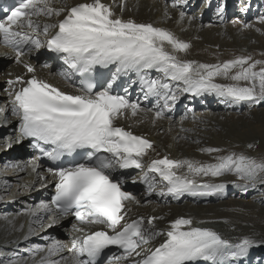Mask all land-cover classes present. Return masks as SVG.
<instances>
[{
  "label": "snow or ice",
  "instance_id": "snow-or-ice-1",
  "mask_svg": "<svg viewBox=\"0 0 264 264\" xmlns=\"http://www.w3.org/2000/svg\"><path fill=\"white\" fill-rule=\"evenodd\" d=\"M62 14L64 18L58 23H41V17L50 19ZM180 17L183 19V12ZM261 22L264 23V17ZM53 29L55 32L49 35ZM41 36L45 39L41 40ZM0 44L15 53L18 63L23 62L21 57L26 47L32 51L46 46L61 54L64 63L82 77L78 94H68L38 78L35 69L25 63L32 77L9 81L10 85H21L12 102V115L20 118L21 136L33 138L35 147L53 163L77 155H82L84 160H72L68 167L48 169L56 178L52 203L60 214L74 215L81 225H106L111 231V234L104 230L93 231L74 239L69 251L74 252L75 264H97L98 257L111 245L123 250L124 259L133 253L140 256L137 249L158 236L166 239L134 264H226L229 258L238 259L246 254L254 241L244 238L233 244L215 231L192 226L191 219L175 220L166 232L152 230L156 217L148 218L147 227L143 217L121 226L127 214L124 202L135 198L123 191L122 182L114 180L111 174L117 168H143V157L153 145L115 125V120L128 111L135 116L140 107L124 95L113 94L111 89L121 74L134 72L140 78L146 98L154 96L164 101L155 112V119L162 118L164 109L170 110L169 102L177 99L166 81L182 83L183 91L193 95L215 93L226 101H247L251 107L264 102V61L242 56L213 65L182 59L178 53L187 52L189 43L151 23L124 20L102 0L72 7L67 6L66 0H18V6L5 18H0ZM109 66H115L111 82L107 88L95 91L96 85L90 77L97 67ZM153 69L164 79L149 78L148 72ZM61 75L70 78L64 73ZM217 77L231 83H215ZM4 112L5 108L0 107V113ZM33 164L34 170L40 167L35 161ZM184 168L187 174H178ZM148 171L158 173L168 182V192L179 196L194 191L198 186L195 177L201 175L220 177L233 173L249 183L258 178L264 180V161L236 153L219 156L212 164L165 156L152 160ZM145 182L152 187L147 174ZM200 187L218 190L224 185ZM39 207L51 211L47 204ZM62 251L59 243L53 244L38 264H60L50 257Z\"/></svg>",
  "mask_w": 264,
  "mask_h": 264
},
{
  "label": "bare ground",
  "instance_id": "bare-ground-1",
  "mask_svg": "<svg viewBox=\"0 0 264 264\" xmlns=\"http://www.w3.org/2000/svg\"><path fill=\"white\" fill-rule=\"evenodd\" d=\"M79 1L81 0H66V4L70 7ZM210 1L212 2L204 7L201 15L195 17L188 15L193 6L190 0H125L122 10H120V4L116 3L115 11L117 16L124 20L133 18V21L137 23H151L156 27L171 31L180 40L189 43L190 48L187 52L178 53L182 59L213 65L242 56H251L254 61H264V35L260 34L264 32V23L261 22V18L264 17V0H239L236 12V15L239 16L234 18L232 16L230 20L233 21H228L229 12L227 15H224L225 11L221 12L226 9L228 0ZM252 3H254L253 8L252 6L247 8ZM214 6H216L215 12L218 15L212 16L211 23L207 20L206 24L203 22L205 25H202V20L211 16ZM128 8H130V12ZM181 12L184 13L183 19L180 17ZM62 16L63 14L50 19L41 17L40 20L41 23H57V20ZM55 18L57 19L55 20ZM40 38L41 40L45 39L43 36ZM24 51L25 55L21 57L23 62L18 63L11 52L0 47V62L13 61V64L8 67L5 63L0 66V82L6 81V84L3 85L4 89L0 92V107L5 108L4 122L0 121V148L4 144L6 146L8 142V147L14 143L7 153H2L6 155L5 163H9L12 167H5L3 172L9 173L16 166V169L13 170L14 173L8 179H4L7 176H3V172H0V237H2L0 239V264H38L40 258L47 255V249L56 243L63 247V251L50 259L58 260L60 264H75L74 252L69 251L73 248L72 241L78 239L79 234L82 236L95 229L96 226L73 224L71 230H66L65 226L70 224L69 218L56 216L52 210V200L44 198L46 191L43 186L47 180L44 183L38 180L39 176L35 174L33 163L30 165L28 160L23 161L16 157L9 159L15 151L22 150L23 153H30L29 146L23 147L22 143L25 142L23 140L19 142V139L13 135L14 126L19 121V116L12 115L15 84L10 85L9 81L23 73L24 64L27 63L35 69V75L52 83L61 91L77 93L79 89L77 83L71 78L61 75L64 73L70 77L61 67L58 66V69L53 71L51 62H41V59L47 57L44 46L32 51H28L26 48ZM257 67L259 68V66ZM151 77L164 79L159 72L152 73ZM166 82L172 86V92L176 94L177 99L174 103L169 102L170 110L164 109L162 118L155 119V109L157 106L163 105L162 99L158 100L155 107L147 105L139 99H134L140 106V111L129 121L131 123L129 128L135 134L149 140L153 147L148 149L147 154L143 157V168L139 174L134 177H131L134 173L118 176L122 181H133L132 184H127V191L132 192L133 197L137 199L135 206L132 205L133 200L127 202V208L134 206V209L131 213L128 212L129 217L126 222L143 217L147 227L148 218L153 216L157 219L153 222L152 230L166 232L170 225L179 219L178 217L191 219L192 226L215 231L233 244L239 243L244 238L254 241L243 257L229 258L226 264H264V180L258 178L249 183L240 180L233 173H225L220 177L201 175L195 177L198 186L194 191H186L176 196L168 192L167 181L159 177V183H155L153 177L158 173L152 174L148 171L152 160L165 156L173 160L212 164L217 162L219 156L236 153L252 157L258 162L264 161V133L255 130L248 131L246 128L253 126L254 123H259L264 118V110H261L264 107V102L253 104L256 108L252 107L251 111H248L251 109L249 102L226 101L225 98L218 97L215 93H203L195 98L198 100L190 102L192 98L184 94L182 83ZM214 82L231 83L223 77H217ZM203 98L206 100L202 101ZM180 102H186V107H189V113L185 115L184 120H182L180 111L176 112ZM193 103H203V106H195ZM197 107L204 108V110H200V108L195 110ZM217 108L220 110H215ZM141 120L143 121L141 122ZM152 120H154L153 125L151 124ZM136 122H138L137 125ZM160 129H162V134H157ZM3 132L5 134L2 136ZM176 137L177 141H175ZM249 145L252 147L250 148ZM208 148L221 151L213 153L202 151ZM29 155L35 157L33 153ZM1 156L0 154V158ZM0 161L2 160L0 159ZM28 167L32 168L31 176H22L21 173L26 174ZM40 168L53 176L48 171V166L41 164ZM180 173L187 174V168L179 170L178 174ZM146 174L152 187L156 186V188L148 187L146 190L140 191L137 184L140 180L145 181ZM13 180L20 181L19 184H14V187L20 190L13 191L12 199H9L12 200V205L9 207V205H5L2 196L3 192L8 193L9 188L7 187ZM204 184H223L224 188L214 190L200 187ZM31 189H34L33 195L30 194L32 195L31 200H26L34 201V203L31 202L30 206L27 204V208L18 213H10L24 206L21 199L26 198ZM38 190L41 192L38 193ZM146 195L149 202L147 201L144 207L141 206V203L143 202L142 198ZM152 199L162 200L165 204L154 205L150 202ZM38 200L40 203L35 204ZM3 203L4 205H2ZM41 204H47L51 211H44L42 208L38 212L35 211L36 207ZM46 217L55 222L53 228L49 227ZM78 229H83V231ZM24 232V236H21ZM39 233L43 235L44 239V235L48 237L47 245L40 244L42 238L38 236ZM65 233H67L66 237H69L67 243L59 239L65 237ZM165 239V236H158L149 243L141 245L138 250L140 256L132 254L127 259L121 257L124 264H134V261L140 260L147 251L160 245ZM13 246H19L16 252L13 251ZM5 252L8 254L7 256H5Z\"/></svg>",
  "mask_w": 264,
  "mask_h": 264
},
{
  "label": "rangeland",
  "instance_id": "rangeland-1",
  "mask_svg": "<svg viewBox=\"0 0 264 264\" xmlns=\"http://www.w3.org/2000/svg\"><path fill=\"white\" fill-rule=\"evenodd\" d=\"M194 1V0H193ZM192 0H191V2H193ZM204 1H206V0H195V4H194V6H193V8H192V10H191V13H190V15L191 16H195L196 14H198V15H200V12H201V7L199 6L200 5V3L201 2H204ZM199 6V7H198ZM198 8V9H197ZM197 9V10H196ZM129 11H130V8L128 9ZM195 14V15H194ZM239 16V15H238ZM234 17H236V16H234V14H233V18ZM229 19H231L232 18V15L230 16V17H228ZM228 19V20H229ZM210 20H211V18H210ZM230 21H233V20H230ZM203 22L204 23H206V20H203ZM249 22H251V21H249ZM204 23H203V25H204ZM226 24V23H225ZM202 29H204V28H202ZM261 35H264V32H261L260 33ZM256 44V43H255ZM10 62H5V64L6 65H8ZM3 64V63H2ZM2 64H0V66H2ZM0 71H1V68H0ZM6 84V81H2V82H0V86H2V85H5ZM2 88V87H1ZM0 88V89H1ZM9 91V90H8ZM185 105V103H182V107H178V110H181V111H184V112H182L181 114L183 115L185 112H187L188 110H187V108H186V105ZM252 107L253 108H256V106H251L250 108L251 109H249L248 111H251V110H253L252 109ZM244 108H245V105H244ZM262 108V107H261ZM260 108V109H261ZM215 110H220V109H215ZM244 111L246 110V109H243ZM261 110H264V107H263V109H261ZM224 111H227V110H224ZM190 120V119H189ZM188 120V121H189ZM0 121L1 122H4V120L3 119H0ZM152 123V122H151ZM256 124V125H255ZM260 124V125H259ZM264 118L259 122V123H254L253 124V126H249V127H246L247 128V130L248 131H251V130H255V131H258V132H263L264 133ZM161 130L162 129H160L158 132H157V134H162L161 133ZM239 131H241L242 132V130H239ZM177 137L175 138V141H177ZM177 143V142H176ZM5 144L0 148V154L2 155L1 156V160L3 161V160H5L6 159V155H4V154H2V153H7L8 152V149H6L5 147ZM27 174V173H26ZM25 174V175H26ZM21 175L22 176H24V177H26L25 175H24V173H21ZM157 180H155V182H156ZM14 184H19L20 183V181H18V180H13L12 181ZM12 182H10V184L9 185H11V183ZM14 184H12L13 185V188H14V190L13 191H19L20 189H18V188H16V187H14ZM8 186V185H7ZM263 187H264V185H263ZM7 188H9V186L7 187ZM139 188H140V191H142L143 189H147V187H141V186H139ZM9 192H10V188H9V191H8V193L7 192H3V196H2V199L3 200H6V199H8V196H6L7 194H9ZM259 192H260V190H259ZM262 192V191H261ZM6 196V197H5ZM3 197H5V198H3ZM10 199V198H9ZM28 200H31V199H28ZM143 202H146V201H148L147 200V196H145L143 199ZM34 202V201H33ZM149 202V201H148ZM152 204H158V205H162V202L161 201H156V200H154V199H152V201H150ZM145 205V203H141V206H144ZM145 207V206H144ZM22 208V207H21ZM154 209V208H153ZM21 211V210H20ZM10 213H15V211H13V212H10ZM4 214V213H3ZM181 218H183V217H181ZM24 234H25V232L21 235V236H24ZM39 237H41L42 238V242L45 240L44 238H43V236H41V235H38ZM64 236H67V233H65V235ZM53 237H54V234H53ZM2 237H0V239H1ZM1 241V240H0ZM18 247L19 246H13V251H15L16 252V249H18ZM5 254H6V252H5ZM4 254V255H5ZM8 254H6L5 256H7ZM13 262V261H12Z\"/></svg>",
  "mask_w": 264,
  "mask_h": 264
}]
</instances>
